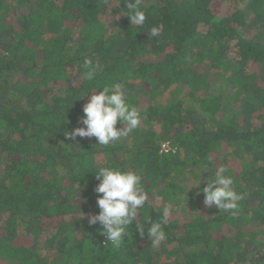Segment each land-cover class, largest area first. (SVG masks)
Instances as JSON below:
<instances>
[{"label": "trees", "instance_id": "obj_1", "mask_svg": "<svg viewBox=\"0 0 264 264\" xmlns=\"http://www.w3.org/2000/svg\"><path fill=\"white\" fill-rule=\"evenodd\" d=\"M226 1L141 0L136 26L126 0H0V264H264V0ZM114 82L139 126L110 146L66 137ZM105 162L148 196L119 248L87 221ZM221 166L234 214L199 190ZM166 206L153 250L135 224Z\"/></svg>", "mask_w": 264, "mask_h": 264}, {"label": "clouds", "instance_id": "obj_2", "mask_svg": "<svg viewBox=\"0 0 264 264\" xmlns=\"http://www.w3.org/2000/svg\"><path fill=\"white\" fill-rule=\"evenodd\" d=\"M118 6L119 4L116 7ZM126 8L131 13L128 15L131 24L142 26L145 23L146 14L141 8V0H126ZM160 32L159 27L154 26L150 29L152 37L159 36ZM91 64L90 59H85L84 67L89 69L83 74V79L86 81H92L96 75L95 70L90 67ZM91 92L93 94L83 105V115L78 121L82 126L74 128L71 132H65L66 137L95 138L98 145L110 146L139 126L140 113L136 107L127 102L124 84L119 82L105 84ZM118 123L121 125L119 128L116 127ZM225 172V167H218L214 178L205 179V186L199 190L203 193L205 207L215 206L219 211L234 214L239 208L238 202L244 196L234 189L233 178L224 175ZM95 177L99 181L94 188V192L99 194L96 199L99 212L88 215V224H99L107 242H110L114 248H119L128 236V229L136 220L139 210L145 206L148 199L142 184V176L136 171L108 166L105 162V166L98 169ZM198 185L199 183L194 187ZM171 211L169 207H164L161 222L151 221L149 224L148 217L145 223L135 224V229L141 237L147 235L153 250L159 248L167 239L162 224L167 222ZM145 225H147L146 230Z\"/></svg>", "mask_w": 264, "mask_h": 264}, {"label": "rangeland", "instance_id": "obj_3", "mask_svg": "<svg viewBox=\"0 0 264 264\" xmlns=\"http://www.w3.org/2000/svg\"><path fill=\"white\" fill-rule=\"evenodd\" d=\"M227 1L225 0V3H226ZM189 186H191V185H189Z\"/></svg>", "mask_w": 264, "mask_h": 264}]
</instances>
